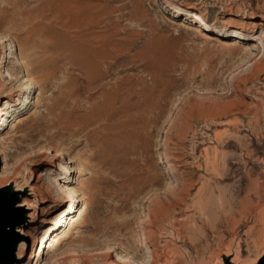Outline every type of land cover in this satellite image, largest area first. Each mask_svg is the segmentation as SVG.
<instances>
[{
  "label": "rangeland",
  "instance_id": "obj_1",
  "mask_svg": "<svg viewBox=\"0 0 264 264\" xmlns=\"http://www.w3.org/2000/svg\"><path fill=\"white\" fill-rule=\"evenodd\" d=\"M58 1L0 0V98L11 95L10 102H16L22 93L31 101L17 121L9 119L2 127L0 137L16 131L15 148L24 147L26 159L28 151L40 147L27 145L33 130L46 135L48 120L61 116L82 123L71 141L65 136L70 152L60 163L39 169L27 162L25 171L24 162L9 161L11 170L0 176V191L14 184L23 187L21 192L13 191V198L28 213L24 232L39 225L41 208L48 204L32 189L30 169H48L43 178L48 185L60 173V165L69 167L67 186L74 192V202H79L47 242L42 259L50 255L45 253L56 240L61 248L71 249L68 255L74 253L70 254L74 257L56 253V264L67 258L72 264H109L115 255L133 264H199L202 256H208L206 247L216 254L228 246L236 248L238 242L244 250L245 238L260 247L264 241V0H67L60 17ZM174 7L195 12L207 22L231 15L247 17L251 12L261 15L251 17L262 25L242 36L234 34L237 38L231 37L232 31L211 34L213 40L206 42L194 31L193 19L177 16ZM91 8L95 19L84 21L82 27L110 43L102 52L109 56L100 71L103 78L99 75L94 90L87 89L89 82L62 50L55 79L33 87L27 95V78L18 65L23 58L20 44H34L38 35L55 43L66 35L75 36L78 14ZM6 34L10 47L1 42ZM101 92L106 95L101 97ZM19 123L23 125L15 130ZM3 167L0 156V170ZM28 191L32 197L26 195ZM25 198L34 199L35 205L23 206ZM197 225L201 232L194 231ZM68 230L70 236L65 238ZM200 234L205 236L201 242ZM30 251L29 241L17 264H25ZM250 252L260 253L256 248Z\"/></svg>",
  "mask_w": 264,
  "mask_h": 264
},
{
  "label": "bare ground",
  "instance_id": "obj_2",
  "mask_svg": "<svg viewBox=\"0 0 264 264\" xmlns=\"http://www.w3.org/2000/svg\"><path fill=\"white\" fill-rule=\"evenodd\" d=\"M68 4L69 3L67 2V0H60V1L56 2V8L59 9V12H58L59 17L61 15L60 11L63 10L64 8L68 7ZM49 10H50V8H49ZM92 10H93V8H91L88 11H83L82 13L78 14V17L81 20L76 25L78 32L75 36L66 35V36H64L63 40L60 43L59 42L55 43V42H51V41L48 42V40L45 42V41H43V40H45L44 39L45 37L43 38L42 35H38L37 37H38L39 41L34 42V44H31V43L20 44L21 47H20L19 56L23 55V58H22V56H20V58H19L20 63L18 65H20V69L24 72V74L27 78V80L25 81L26 84L24 85L25 86L24 91L26 93H28L27 95L31 94L30 91L33 87H38V86H40V84H45L46 82L51 81V79L52 80L55 79L54 77L56 75V71L60 68L58 66V64L61 61L60 60V53L62 54L63 51H65L64 52L65 54L63 53V55H65V58H66V60H68L69 64L78 67L82 77L85 80L84 82H86V80L89 82V83H87L88 86H86L87 89L90 87L92 90H94L92 87L95 84L94 82H96L99 78L100 71L102 68V64L106 59L108 60V58H109V56H107L106 52L105 53H102V52H104V50L106 48H109L110 43L102 41L100 39V37L94 33V30L93 31H91L90 29L84 30V28L82 27V23L84 21L91 20V22H92V20L95 19L94 17L96 15L94 16V12L91 13ZM173 11H174V14H176L177 16H186V17L189 16L191 19H193V21L196 24V27H194L195 28L194 31L197 33V35L202 40H204L206 42H208L209 40H211L213 38V37L211 38V34H213V35L219 34L221 31H226V32L232 31L233 34H230L231 37L237 38L234 34L242 36L243 32L256 31L262 25L259 22L253 21V18L251 17V15H252V16H255L257 18H260L261 15L258 16V15L251 13V12L248 14L246 13L247 17L244 16L245 14L240 15V17L231 15L230 17H228V19H226L224 21H212V22L209 21V22H207L201 15H199L195 12H192V11L179 9L177 7H174ZM257 11L262 12L263 8L257 7ZM193 14L199 16L200 21L203 24L204 28H203V26H201V23L196 18L192 17ZM81 27L83 29H81ZM205 28L209 29L210 31L206 30ZM38 34H39V32H38ZM7 36H10V35L6 34V36L4 38H2V41H1L2 43L9 41ZM10 39H11V37H10ZM210 43H211V41H210ZM11 44L9 43L8 46L10 47ZM62 45H65V48L63 46V48L65 50L63 48H61ZM11 48H13V47L11 46ZM32 49L35 50V52H36L35 54H33V52L31 54ZM28 51H30V52H28ZM26 52L30 53L31 55L29 54L30 56H28ZM36 56H37V58H35ZM8 57H10V59L13 58V56L11 54H9ZM30 66L32 69L30 68ZM102 73L100 75L101 77H102ZM8 75L11 77V79L13 78L11 76V74H8ZM1 77H2V74H1ZM99 79H101V78H99ZM13 80H15V79H13ZM38 88H40V87H38ZM20 89H22V87H20ZM27 90H29V92H27ZM95 91H97V90L95 89ZM19 92H23V91L20 90ZM124 92H125V90H124ZM127 94L128 93L126 92V95ZM20 95L21 96L17 99L16 102H10L12 100L11 95H4L2 98H0V133L2 131L3 126L6 127L8 125V123L11 122L12 120L17 121V119L19 118V115H20L19 113L21 112V110L27 108L26 106L31 102L29 100L27 101L28 98L27 97L24 98V96H22V93ZM97 95H98V92H97ZM99 95L101 97H104V95H106V93L101 92ZM4 98H5V100L7 99V101L5 103H1L2 99H4ZM90 99H96V98H95V96H92V97H90ZM107 100H108V98H107ZM38 103H37V105H38ZM17 107H19V108H17ZM9 119H11V121H9ZM69 119L68 118L64 119L63 117L60 116L54 121L48 120L46 123L48 133H46V135H43V133L45 132L44 130H43L44 131L43 133L37 132L38 129L33 130L35 133L34 137H33V139L28 137L29 138L28 141H30L31 143L27 144V145L32 146V147L35 146L33 148H38L39 146L40 147L36 151H33V149L31 150V152L28 151L27 155L29 157L27 156L26 159L24 156L26 153V150L24 149V147H16L15 148V146H16L15 145V139L16 138L14 139L13 136L15 137L14 134L16 133V131L13 130V131L7 133L5 136L0 137V156L3 157V165H4V167L0 170L1 178L4 174L9 172V170H11V168H12V165H9V161L10 162L15 161L18 163H19V161L24 162L23 164H25V165L24 166L20 165L19 167L23 166L25 171L28 169V167H26V164H28V163L32 164L33 166H37V168H39V169H42L46 166L53 167L55 165V162H57V161H58V163L63 161L64 156L66 154L67 155L69 154L67 152H70L69 150L67 151V147L70 148L69 144H71V143L68 144L67 139H70L68 141H71V139L74 138L76 135V133H74V131H77L80 128V126L82 125V123H79L80 121H77V119L76 120L75 119L73 120L72 118H71L72 120H69ZM79 120H81V119H79ZM22 125L23 124H20V123L17 124L15 130L19 129ZM66 135L69 136L67 139L65 138ZM26 138H27V136H26ZM41 138H43V139H41ZM22 140L24 141V139H22ZM17 141L19 142V140H17ZM72 146H74V145H72ZM52 151H54V154H52ZM22 155L24 156L23 161L21 159V158H23ZM79 156L82 158L83 155L82 156L79 155ZM70 157H71V155H69V158ZM80 157H79V159H80ZM80 161L82 162V160H80ZM15 162L13 165H15ZM79 164L82 165V167H84L83 166L84 163L81 164L80 162H78V165ZM215 164H216V161H215ZM60 168H61L60 173L55 174L53 176V178L49 179L50 184H48V185L46 183H44V180H43L44 176L46 174H48L47 173L48 169H45L44 171H39V169L37 171L34 168L30 169L31 174L34 177L32 189L34 190L35 194L37 196H39V199L41 197V199L44 202H47L48 204L45 207L41 208L39 225L36 228L31 229V230H25L24 232L22 230L26 229V228L18 227L16 229V232L18 233V235L20 237H26V239L28 240V244L21 242V244L19 245L18 252H17L18 260L20 258V255L22 254V252L28 247L29 241H30V250L31 251H30V253H26L24 256V257H26V263L25 264H56L55 263L56 261H54L55 260L54 257L56 256V253L60 254L58 252H62L59 256H61V255L64 256V253L67 254L66 252H69L71 250V249L61 248L59 246L60 245L59 240L58 241L56 240L55 244L48 247L47 251H49V253H45V255H47V254H50V255H47V259H44V260L42 259L43 255H44V249H45V246L47 245V242L49 241V239L52 236H56L54 234L61 227L64 226V225L62 226V223L66 224L65 222H66L67 218L70 216V214H72L75 211L74 203L79 202V200L74 202L75 201L74 200L75 199L74 198L75 197L74 192L70 188H68V186H67V183L69 182V176L71 175V171H70L69 167H67V165L65 163L63 165H60ZM22 188L23 187L19 186V184H14L10 187L5 188V190H12V191H16V192H21ZM24 188H27V187H24ZM206 188L207 187H205V189ZM26 195L32 197V194H30L29 191L26 193ZM200 195H201V193H200ZM198 201L199 200H197V202ZM34 202L36 203V201L32 198H25L22 201V205L25 207H30V206L35 205ZM19 204H20L19 202L16 204V208H18L19 212H23L26 215L27 220H28L27 222H29L28 213L26 211H23L21 208H19ZM210 205H212V204H210ZM64 207H65V209L62 210V208H64ZM207 208H209V207H207ZM58 210H62V211H59L60 213L56 214V212H58ZM209 217H213V213ZM193 221H194V219H193ZM190 223H191V221H190ZM196 229L197 230L199 229V232H201L199 225L194 227V231ZM70 231L69 230L67 231L65 238H68L70 236V233H69ZM183 236H184V233H183ZM70 254L69 255L67 254V255L71 256ZM72 254L74 255V253H72ZM73 255L71 257H74ZM233 256L234 257H233L232 262L235 264H239L240 258L238 256V254L235 253V254H233ZM57 257L58 256H56V258ZM67 259L68 260H63L64 264H70L72 262V261H69L70 260L69 258H67ZM72 259H74V258H72ZM110 263L111 264H133V263H131V261L129 259L124 258L123 256H120V255H115L111 259L109 264ZM75 264H76V262H75ZM81 264H84V263L82 262ZM85 264H87V263H85Z\"/></svg>",
  "mask_w": 264,
  "mask_h": 264
},
{
  "label": "water",
  "instance_id": "obj_3",
  "mask_svg": "<svg viewBox=\"0 0 264 264\" xmlns=\"http://www.w3.org/2000/svg\"><path fill=\"white\" fill-rule=\"evenodd\" d=\"M13 194L12 190L4 189L0 191V264H17L19 262L17 258L19 245L21 242L28 244L26 237H20L16 232L18 227H27V217L16 208L19 199L13 198ZM218 215L220 218L222 213ZM215 225L219 226L218 224ZM232 236L235 237V235ZM197 237L200 242L205 238L203 234ZM262 241L263 239L260 240V243ZM255 242L253 241L251 245L250 239L245 238L243 239L244 250H241L239 243L236 242V248L228 246L225 250L223 249L216 254H213L212 250L206 247L208 256H202L199 259V264H235L232 262L233 254L235 253H239L241 256L242 263L239 264H264V241L260 245L261 248L259 247V243ZM254 248L258 249L260 253L252 256L250 249ZM260 249L262 250L260 251Z\"/></svg>",
  "mask_w": 264,
  "mask_h": 264
}]
</instances>
